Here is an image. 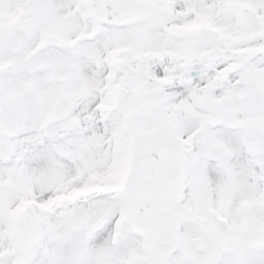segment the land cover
Masks as SVG:
<instances>
[{"label":"snow or ice","instance_id":"1","mask_svg":"<svg viewBox=\"0 0 264 264\" xmlns=\"http://www.w3.org/2000/svg\"><path fill=\"white\" fill-rule=\"evenodd\" d=\"M0 264H264V0H0Z\"/></svg>","mask_w":264,"mask_h":264}]
</instances>
